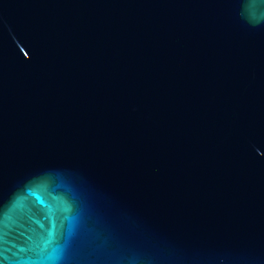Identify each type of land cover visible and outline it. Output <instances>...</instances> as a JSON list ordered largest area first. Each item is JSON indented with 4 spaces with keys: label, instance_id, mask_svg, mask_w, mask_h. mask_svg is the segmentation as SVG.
I'll return each mask as SVG.
<instances>
[{
    "label": "water",
    "instance_id": "water-1",
    "mask_svg": "<svg viewBox=\"0 0 264 264\" xmlns=\"http://www.w3.org/2000/svg\"><path fill=\"white\" fill-rule=\"evenodd\" d=\"M0 264H264V0H0Z\"/></svg>",
    "mask_w": 264,
    "mask_h": 264
}]
</instances>
